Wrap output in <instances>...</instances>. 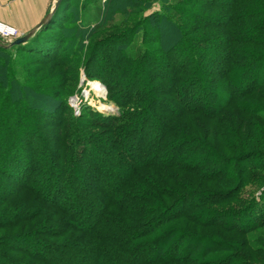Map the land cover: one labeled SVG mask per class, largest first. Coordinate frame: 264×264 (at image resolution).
Returning a JSON list of instances; mask_svg holds the SVG:
<instances>
[{"label": "trees", "instance_id": "obj_1", "mask_svg": "<svg viewBox=\"0 0 264 264\" xmlns=\"http://www.w3.org/2000/svg\"><path fill=\"white\" fill-rule=\"evenodd\" d=\"M115 19L137 24L128 42ZM8 44L0 264H264V0H62ZM77 65L117 114L74 116ZM221 220L238 246L205 233Z\"/></svg>", "mask_w": 264, "mask_h": 264}, {"label": "rangeland", "instance_id": "obj_2", "mask_svg": "<svg viewBox=\"0 0 264 264\" xmlns=\"http://www.w3.org/2000/svg\"><path fill=\"white\" fill-rule=\"evenodd\" d=\"M159 8V4L158 3H155L154 5H153V7H152V9H158ZM152 9H150V10H147L146 12H145V15L146 14H149V12L150 11H152ZM72 14L70 13V16H71ZM132 16L133 15H130L129 16V18H132ZM121 20L122 19H115L112 23H114V24H117L118 23V27H112V28H114V29H117V30H113V29H111V27H110V29L112 30V31H123V30H125L126 28H128V30H126V31H129L128 33H127V35H123V34H125V33H119L120 35H121V39H119V42H123V43H125V42H128L131 38H132V36H133V34L135 33V32H137L138 31V29H137V27H136V25L137 24H133V23H130V21H128V22H125V23H122L121 22ZM124 22V21H123ZM69 24H70V22H69ZM109 24H111V23H109ZM122 24V25H121ZM111 30H107V31H105L103 34H101V35H97L95 38H101V37H107V36H109L110 34L109 33H112L111 32ZM54 31L55 32H57V29H54ZM110 31V32H109ZM125 31V32H126ZM134 32V33H133ZM115 34V33H114ZM118 34V33H117ZM104 38H102V39H104ZM165 62V61H164ZM78 64V63H77ZM78 66V65H77ZM161 71H163L162 70V68H161ZM77 81L75 82V85H74V87H75V92H73L69 97H68V103H69V105H70V98L73 96V95H75V94H78L79 96H80V94H81V92L83 91V89H87V87H88V83H87V81H90V80H88L86 77H85V80H86V82L84 81V83L83 84H80V77L81 76H85V73H84V68H83V66L82 65H79L78 67H77ZM40 74H42V73H40ZM39 75V74H38ZM140 76V75H139ZM94 77H96V76H94ZM149 77L150 78H153L154 77V75L152 74V72L150 71L149 72ZM137 80H138V82H137V84L138 85H140V87L142 88L144 85L142 84V81H139V80H141V76H140V79H139V77L137 78ZM92 81H95V82H99V83H101V81L98 79V78H93L92 80H91V82ZM94 82V83H95ZM87 83V84H86ZM92 84L93 85V88L97 91V92H92L91 90V93H92V98L91 99H89V100H91V104L90 105H88V107L89 108H91L92 110L94 109V110H96V111H99V112H102V113H104V114H117L119 111H120V109H119V107H118V105L114 102V101H112L109 97H108V95H104V94H102L101 92L103 91L102 89H98L97 90V87H95L94 85L95 84ZM102 84V83H101ZM103 86H104V84H103ZM166 86V85H165ZM104 88H105V86H104ZM105 92H107L106 91V88H105ZM97 93V94H96ZM95 94V95H94ZM98 94H100L101 96H97ZM83 105V104H82ZM82 105H80V107H79V111H78V113H75L74 111H73V114H74V116H77V115H79L81 112H80V109H81V107H82ZM108 108H110V110L108 109ZM106 109H108V110H106ZM73 110V109H72ZM197 118H199V120H201L203 123L204 122H206V121H208V119L206 118V117H204V116H200V115H197ZM152 133H154V131H153V129L151 130V128H149L148 129V134H152ZM187 146H190L189 144L187 145ZM214 157H212L211 159H209V160H211V161H205V165H207L209 168H208V171L206 172V173H212V172H215V169H213V171H211L212 170V168H210V166L212 167H215V166H218L217 165V163L215 162L216 160L215 159H213ZM214 160V162H213V160ZM264 160V159H263ZM260 161V160H259ZM195 162H201V161H199V160H196L195 159ZM255 162H257V159H254V158H252L251 159V163L252 164H254ZM39 165H42L43 166V162L42 163H40ZM174 171H175V169H173ZM41 172H39L38 173V175H37V178H40L39 180V182L37 183V187H38V189H40L41 191H42V189H43V182H42V179H43V176H44V174H43V167H41V170H40ZM208 185H211V183H208ZM256 189V187H253V185L251 186V184H246L245 186H244V188L242 189L243 191H242V193H244V194H246V193H249L250 191H254ZM263 196V195H262ZM259 208H260V211H261V213H264V206H259ZM209 209L210 210H216V209H220L219 207H213V206H209ZM259 210V209H258ZM257 212V211H256ZM207 217H209V215L207 214V215H204L203 216V218H207ZM42 218V222H41V227H42V229H40L39 230V232H38V234H37V236H39V237H41L43 240H46L47 239V237H46V235H45V232H44V234H43V217H41ZM259 219V217H258V215L256 216V214H255V216L254 217H249V218H247L246 220H248V224H252V223H254V221H256V220H258ZM222 221V220H221ZM75 222H77V221H75L74 220V218L71 220V224L73 223V224H75ZM229 222H231V221H228V223ZM226 222H225V220L224 221H222V222H219V224H220V226L218 227V228H212V229H209L210 231H207V232H205L207 235H210L211 237H212V239H215V240H219L218 239V237H222V238H225V239H227L230 243H234V244H236L237 246H238V244H239V241L240 240H242V238H244L243 236H241V234H238V233H236V232H233L232 230L231 231H229L230 230V227H226L225 225H224V227H222L221 228V226H222V224H225ZM46 224V223H45ZM230 224V223H229ZM229 224H227V225H229ZM240 224V223H239ZM47 226H48V223H47ZM54 229V228H53ZM262 233H264V228L263 229H259V230H256V231H254L253 233H251L252 235H254L255 237L256 236H258V234H262ZM68 234V233H67ZM248 236H251V235H248ZM54 239H55V237H54ZM171 249L170 248H166V252H169ZM46 254V253H45ZM226 255V253H223V255L222 256H225ZM235 256H236V254H235ZM211 257H214V256H211ZM253 259V258H252ZM253 260H255V259H253Z\"/></svg>", "mask_w": 264, "mask_h": 264}, {"label": "crops", "instance_id": "obj_3", "mask_svg": "<svg viewBox=\"0 0 264 264\" xmlns=\"http://www.w3.org/2000/svg\"><path fill=\"white\" fill-rule=\"evenodd\" d=\"M54 0H0V22L16 27L21 35L34 28Z\"/></svg>", "mask_w": 264, "mask_h": 264}, {"label": "built area", "instance_id": "obj_4", "mask_svg": "<svg viewBox=\"0 0 264 264\" xmlns=\"http://www.w3.org/2000/svg\"><path fill=\"white\" fill-rule=\"evenodd\" d=\"M21 36L19 30L14 27V26H11L9 24H6L4 22H0V39L2 41H4L5 43H10L11 41H13L15 38ZM84 81L86 82L85 80V76H81L80 77V84H83ZM95 81H87V89H83V91L81 92L80 96L78 94H75L73 95L71 98H70V106L72 107L73 111L75 113H78L79 111V107L80 105L82 104H87V105H90L91 104V99L92 98V92H97L94 88H93V85L92 83H94ZM98 83L101 88H102V94H106L105 92V88L103 86V84L99 83V82H96ZM91 90V91H90ZM97 94V93H96ZM95 95V94H94ZM97 96H101L100 94H98Z\"/></svg>", "mask_w": 264, "mask_h": 264}, {"label": "water", "instance_id": "obj_5", "mask_svg": "<svg viewBox=\"0 0 264 264\" xmlns=\"http://www.w3.org/2000/svg\"><path fill=\"white\" fill-rule=\"evenodd\" d=\"M62 0H54L53 4L50 8V10L48 11V13L39 21V23L32 28L30 31H28L26 34L21 35L17 38H15L13 41H11L7 46H13V45H20L23 44L25 42H27L32 35L44 24H47L52 15L54 14V12L57 10V8L59 7V5L61 4ZM109 109V108H108ZM106 109V110H108ZM110 110V109H109Z\"/></svg>", "mask_w": 264, "mask_h": 264}, {"label": "bare ground", "instance_id": "obj_6", "mask_svg": "<svg viewBox=\"0 0 264 264\" xmlns=\"http://www.w3.org/2000/svg\"><path fill=\"white\" fill-rule=\"evenodd\" d=\"M92 84H93V83H92ZM94 84H95L94 86L97 87V90H98V89H102L101 86H100L98 83L95 82ZM109 109H110V108H109Z\"/></svg>", "mask_w": 264, "mask_h": 264}]
</instances>
